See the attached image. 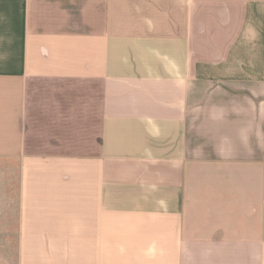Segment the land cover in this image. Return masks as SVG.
Wrapping results in <instances>:
<instances>
[{
  "label": "crops",
  "instance_id": "obj_1",
  "mask_svg": "<svg viewBox=\"0 0 264 264\" xmlns=\"http://www.w3.org/2000/svg\"><path fill=\"white\" fill-rule=\"evenodd\" d=\"M0 211L12 264H264V0H0Z\"/></svg>",
  "mask_w": 264,
  "mask_h": 264
},
{
  "label": "rangeland",
  "instance_id": "obj_2",
  "mask_svg": "<svg viewBox=\"0 0 264 264\" xmlns=\"http://www.w3.org/2000/svg\"><path fill=\"white\" fill-rule=\"evenodd\" d=\"M10 228V226L0 225V264H12L15 259L16 242L13 235H10Z\"/></svg>",
  "mask_w": 264,
  "mask_h": 264
}]
</instances>
